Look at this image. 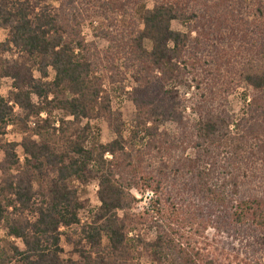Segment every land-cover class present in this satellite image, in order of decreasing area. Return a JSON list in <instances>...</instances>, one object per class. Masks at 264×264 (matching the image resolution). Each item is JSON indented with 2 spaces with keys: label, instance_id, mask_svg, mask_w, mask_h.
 Segmentation results:
<instances>
[{
  "label": "trees",
  "instance_id": "1",
  "mask_svg": "<svg viewBox=\"0 0 264 264\" xmlns=\"http://www.w3.org/2000/svg\"><path fill=\"white\" fill-rule=\"evenodd\" d=\"M94 21L95 36L109 42L104 50L81 35ZM0 29L7 31L0 55H18L0 57V81L12 79L9 98L0 93V136L10 125L21 134L19 144H0V264H141L144 256L149 264H219L167 224H156L152 242L129 237L148 218L131 214L132 189L180 209L187 202L183 224L202 213L204 230H237L255 243V255L264 252V0H152L151 8L146 0H0ZM118 61L136 83L127 138L112 109L125 89ZM238 80L253 97L231 131L220 103ZM180 86L194 88V122ZM96 118L113 130L112 141L101 142ZM168 121L179 136L160 132ZM92 181L100 206L82 223L79 187ZM178 187L190 198L170 201L167 189ZM63 239L78 260L63 258Z\"/></svg>",
  "mask_w": 264,
  "mask_h": 264
},
{
  "label": "rangeland",
  "instance_id": "2",
  "mask_svg": "<svg viewBox=\"0 0 264 264\" xmlns=\"http://www.w3.org/2000/svg\"><path fill=\"white\" fill-rule=\"evenodd\" d=\"M147 7H152V0H146ZM98 25L97 21L93 24L86 22L81 31V35L85 42L88 44H94L97 49L104 50L108 47L109 42L103 38H99L94 34V27ZM172 29L178 31L187 32L185 26L177 21H173ZM195 36V33H192ZM7 37V31L0 29V42H4ZM144 45L147 49L151 48V43L148 40L144 41ZM17 53L15 50L12 52H5L0 55L4 59H16ZM117 65L120 67V71L123 72V81L121 85L123 86L124 92L119 94V96L114 97L112 100V109L115 113H120V117L124 123V136L127 138L132 129V125L136 118V108L133 102L128 98V93L132 91V88L136 85L134 79L131 76V71L127 73L123 66L122 61H118ZM127 73V75H126ZM35 77H39L38 72H34ZM54 76L52 70L49 71V78L51 80ZM107 79L106 85L109 88L110 84ZM12 90V79L3 78L0 81V93L1 95L8 99L10 96V91ZM194 88H185L180 86L179 96L187 103V110L185 111V116L191 122L196 120V115L191 111L189 101L192 99ZM253 97V88L245 80H238L236 87L227 95L225 100H222L220 105L221 110L229 114L233 118V122L230 124L229 129L234 131L235 123L239 121L245 113L247 106L251 103ZM14 112L16 116H23L25 111L21 110L18 106L14 105ZM85 122V121H84ZM94 131L100 134V140L103 143H108L115 138V134L108 124L102 118H96L91 121ZM160 132L164 131L172 136H179L180 130L175 122L168 121L165 122L159 128ZM21 134L14 129L13 126H8L6 129V135L0 136V144L2 142H15L20 143ZM16 152L23 161V150L21 146L16 147ZM4 157V152L0 148V162ZM98 186L96 181H92L85 186L79 187V196L82 201L86 202V207L80 212L81 222L85 223L90 221V211L100 206V202L97 197ZM168 193L172 194L168 196L170 201H174L173 198L176 194L179 196H185V199L190 198L186 193L177 189H167ZM178 191V192H177ZM131 194L136 198L133 209L130 211L131 214L140 216H148L147 222L143 224L134 225L135 230L129 233V237H143L146 242H152L155 239L157 226L156 224H167L173 226L174 230H178V235H175L179 242L183 244H189L191 247L195 248L202 256L208 257L209 259L216 260L219 264H256V261H260L264 264V252L261 255H255L256 246L253 241L244 238L239 231H229L226 232L223 229L218 230L216 228H209L204 230V218L202 213L197 215L196 221L193 224H183L184 221L181 220V214L190 213V205L186 203L182 205V208H176L169 202L167 197L155 195L152 191L142 192L136 189L131 190ZM174 196V197H173ZM176 199V198H175ZM159 200V201H157ZM176 205V204H175ZM204 206V204H202ZM160 213H158V211ZM183 211V212H182ZM188 212V213H187ZM205 212V211H204ZM122 216L123 212H119ZM178 221V222H177ZM199 225V226H198ZM6 237V231L0 229V238ZM15 241L19 246H21L20 241L15 239H10ZM62 246L64 249L63 258H71L73 260H78V254L76 252L73 243H68L65 239L62 241ZM149 258L144 256L141 258V264H149Z\"/></svg>",
  "mask_w": 264,
  "mask_h": 264
}]
</instances>
